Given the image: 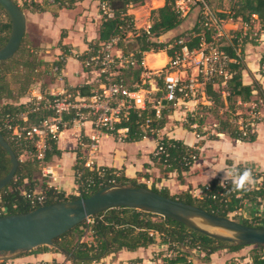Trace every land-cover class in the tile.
I'll return each instance as SVG.
<instances>
[{
	"label": "trees",
	"instance_id": "trees-1",
	"mask_svg": "<svg viewBox=\"0 0 264 264\" xmlns=\"http://www.w3.org/2000/svg\"><path fill=\"white\" fill-rule=\"evenodd\" d=\"M13 1L23 11L41 12L49 8L51 4H55L58 7H68L75 0ZM100 1L98 0V2ZM109 2L114 16L106 18L101 15L97 38L87 42L88 51L78 55L81 61L94 54L104 41L116 34L120 36L117 47L122 53L133 51L135 56L139 58L140 51H149L151 46L162 49L168 42H157L156 38L161 35L165 37L167 33L178 27L183 21V17L180 16L174 7L173 0H164L161 6L152 8L149 11L150 26L149 34H147L143 28L136 29L133 26L134 17L128 13L130 7L143 4L144 0H109ZM229 4L228 10L216 13L219 19L240 20L248 29L255 22H258L260 30H264V0H229ZM0 16L4 17H0L1 47L8 38L10 23L1 7ZM201 17L202 15L199 14L193 26L177 36V38H186L185 43L189 48L198 46L200 35L203 33L206 39H209L210 30L204 29ZM127 32H131V38L137 41L139 45L138 49L128 48L129 43L125 41ZM231 33H233V36L230 42L225 45L220 44L219 46L220 49L224 50L232 58V61L228 63L230 76L225 80L223 86H221V79H214L207 83L205 94L210 103L198 104V108L210 113H217L219 109L225 108L222 112L225 117L218 118L215 124L216 133H224L235 140L252 142L256 138V133L251 130L249 125L241 130L234 120L240 116L237 112V101L242 103L249 102L253 94L257 95L255 101L256 108L259 109L260 105L264 107V90L260 83L253 80L250 84H245L242 80V72L245 69L243 61L245 48L248 45H256L257 42L249 39V31L243 34L241 30H233ZM24 40L23 36L19 48L12 57L0 60V132L11 146L19 161L14 177L6 187L0 190V215L26 212L39 206L37 203H31L29 198L31 192L28 190V187L33 184L32 177L39 171L37 160L35 157L21 160V155L24 151H33V147L25 141L13 138L10 130L4 126L5 116L12 117V122H15V115L19 111L30 108L29 105L20 101L21 98L27 96L29 85L35 79H38L39 76L41 77L42 74L49 73L48 63L39 59L34 50L26 46ZM65 47V45L62 47L64 48V55L68 54ZM236 49H239L238 52H236ZM173 50V47L166 49L165 53L168 58L172 57ZM54 63L58 64V67L62 66L60 60H56ZM258 64L260 72H263L264 47L261 50ZM140 71L141 67L139 66L121 67L118 69L115 81H121L125 85H130L139 80ZM10 75L13 82L17 85L16 89L10 86V82L7 79ZM155 80L157 88L151 94L157 97L165 95L166 88L163 79L156 78ZM95 86H97L95 82L84 83L79 93H76V87L68 88L67 92L87 97L91 93V88ZM222 91H224V95ZM179 95L180 93H177V96ZM171 104V100H166V103H163L159 117H155L153 110L149 108L136 109L130 107L123 109L119 122L115 126L117 128H128L122 137V140L126 142L138 141L147 136L156 138L157 143L162 146L164 152L160 155L151 156L153 164L158 167L162 177L175 173L176 178L182 180V174L189 170L190 165L197 159L198 151L185 144L181 139L159 135V130L164 127L168 116L173 112ZM194 112L187 111L183 126L187 130H192L197 135L203 136L205 132L200 131L201 129L198 127V129L195 128L194 130L192 124L195 123L196 126H199L203 123L204 117ZM51 114L50 110L39 108L28 114V121L38 123ZM241 116L246 117V114ZM147 120L149 121L146 123ZM150 129L153 130L150 131ZM215 137V133H210L206 138L214 139ZM75 150L76 160L74 169L81 167L79 160L81 151L80 149ZM193 153L196 155L194 159L190 157ZM53 154H59L55 140L50 142V148L45 154V161H48ZM235 166H239L241 170L244 168L251 169L254 180L258 182V179H260L259 183L250 186L246 191L237 192L233 191V186L229 180L226 179L224 183H220L217 178H213L206 185L201 186L199 196L193 195L189 190L170 194L167 187H156L153 183L147 186L144 182L137 181L136 178L126 177L122 172L114 168L98 166V171L84 169L83 182L76 187L78 191L77 195L72 193L66 194L63 191L55 189L53 186H48L44 182L40 185L39 194L43 195V204H51L86 197L106 185L122 183L134 187H149L163 196L198 206L218 216L229 217V213L231 212H237L239 209L243 211L246 202L257 205L264 200V171H256L240 163ZM9 167V157L0 147V178L8 171ZM24 180H27L26 184H24ZM23 188L24 192H22ZM232 219L237 221L235 215ZM262 222H264V216L261 217L259 213L251 217H243L240 220V223L257 227H264ZM73 233H77L76 240L72 239L71 235ZM86 234H88V240L81 239ZM157 240L159 244L166 245V250L172 252V255L163 258V264H191L193 250L202 252V259L208 262L209 255L219 249L237 251L244 247L228 241L215 239L170 218L130 207L118 206L100 211L64 234L56 237L54 242L63 251H59L53 247L39 246L22 254H36L51 248L52 250L64 253L70 260V264H90L99 262L105 256L121 249L134 251L139 247H148L155 244ZM252 246L253 253L250 255L251 261L248 264H264V252L261 251L264 245ZM138 262H140L139 258L130 259V263L132 264H137ZM0 264H4V261H0ZM225 264L234 263L230 260L226 261Z\"/></svg>",
	"mask_w": 264,
	"mask_h": 264
},
{
	"label": "crops",
	"instance_id": "crops-1",
	"mask_svg": "<svg viewBox=\"0 0 264 264\" xmlns=\"http://www.w3.org/2000/svg\"><path fill=\"white\" fill-rule=\"evenodd\" d=\"M133 7L128 9V13L132 15L135 14L134 11L137 9ZM24 12H26V29L24 33L26 46L34 50L38 58L46 61L49 66V73H46L47 77L44 79V83H41L40 79L36 80V84H41L40 91L55 93L76 87V93H79L84 83H96V72L91 68L85 67L84 60L81 61L78 55L86 53L88 51L87 42L97 38V30L102 17L98 0H75L68 7H58L55 4H51L49 8L41 12ZM148 24L149 21H146L145 25L139 26L135 22L136 28H143ZM64 45L68 51V54L65 55L63 54L64 48H62ZM115 52L119 54L120 49H116ZM150 53L152 52H148L145 55V63L148 67L153 63L147 61V56ZM246 54L244 53L243 57H249V54ZM56 60L62 62L61 67L54 63ZM55 67H57V70H54ZM256 70H252V78L258 81L264 90V72ZM179 73V77L181 74L187 75L185 71H180ZM173 75L176 76L177 74L174 72ZM242 80L245 84L251 83V80L245 81L243 72ZM29 94L21 98L20 101H26ZM240 103L242 102L237 101V104ZM180 104L186 106L187 110H192L189 105L192 103L179 102L172 112L175 120L181 118H179L181 113L178 107ZM255 130L256 138L252 142L235 140L224 133H216V138L208 139L185 128L165 131V135L168 137L181 139L185 144L198 151L197 159L190 165L189 170L182 174V180H178L175 173H170L166 177L160 175L158 167L151 160L157 144L156 138L151 136L143 137L138 141L126 142L122 138L109 133H101L92 160L98 166L114 168L122 172L126 177L136 178L139 182H144L145 184L150 182V185L153 183L156 187H167L171 193L185 190H194L195 193H200L201 186L206 185L213 178H217L220 183H224L226 180L222 181L224 173L239 163L264 171V124H257ZM162 134L164 135L163 131ZM91 135L92 129L89 123H85L80 128L73 126L64 128L56 141L59 154H53L46 161L53 169L56 175L55 179L42 177L39 169L32 177L33 184L28 187V190L32 193H39L40 185L44 182L48 186H53L66 194L72 193L76 188L73 175L76 160L75 149L81 150L82 144L89 141ZM24 159H26V156H21V160ZM26 183L27 180H24V184ZM24 191L23 188L22 192ZM196 194L198 195V193ZM157 244L139 247L134 251L121 249L105 256L99 262L90 264H129L130 259L133 258L140 259L137 264L160 263L161 259L155 260L154 257H151L150 260V258L147 259L146 254L155 248L158 250L163 248L162 244L159 246ZM53 251L21 254L12 260L10 259L5 264H38L52 260L62 262V254L58 251ZM238 254L237 251L219 249L211 253L208 262H205L202 259L203 253L193 250L191 264H225L226 261L238 259ZM247 260L246 258V262H248ZM64 264H70V261L66 259Z\"/></svg>",
	"mask_w": 264,
	"mask_h": 264
},
{
	"label": "built area",
	"instance_id": "built-area-1",
	"mask_svg": "<svg viewBox=\"0 0 264 264\" xmlns=\"http://www.w3.org/2000/svg\"><path fill=\"white\" fill-rule=\"evenodd\" d=\"M173 3L180 16L187 12L190 5L200 4L203 9L202 25L205 30H210L209 39H206L204 33L201 34L198 46L193 48H189L185 43L186 38L178 37L173 41V55L166 63L167 69L173 70L179 66L191 68L195 74L191 75L187 82L167 80L165 79L167 72L162 68L148 67L145 63V55L148 51H140L139 58L133 51L122 53L120 50V53L116 54L117 43L120 41V36L116 34L104 41L94 54L84 59L85 67L96 72L97 86L91 89L89 96L72 94L64 90L45 93L40 89H35L31 90L26 101H23L30 108L19 111L15 115V122H12V117L5 116L4 126L10 130L11 136L25 141L33 147V151L25 150L23 154L26 158L35 157L42 177L55 179L56 175L53 169L45 161V154L50 148V142L57 141L64 128L68 126L80 128L85 123H89L92 129L90 140L82 144L83 147L80 150L81 167L74 169L73 175L77 187L83 182L84 169L99 170L98 165L92 160V156L97 149L101 133L106 132L122 138L127 132V127L117 128L115 126L119 122L123 109L149 108L153 110L155 117H159L164 99L171 100L172 106H177L179 102H191L193 105L209 104L205 94L206 84L214 79H221V83L224 85L225 80L230 76L228 63L232 61V58L218 45L222 31L216 23L217 21L210 22L213 15L208 10L207 4L204 0H173ZM98 6L101 15L106 18L114 16L109 0H101L98 2ZM133 26L135 27V25ZM149 26L150 24L143 27L147 34H149ZM126 35H131V32H127ZM124 66L141 67L139 80L130 85L115 81L118 69ZM54 70H57V67ZM156 78H161L164 81L166 93L163 96L157 97L150 94L157 88ZM177 93L180 95L177 96ZM197 94L200 96V101H198ZM222 94L224 95V91ZM39 108L50 110L52 114L38 123L28 121V114ZM250 108L246 117H242L241 113H238L240 116L234 120L241 130L247 125L251 127L253 122L260 118L256 105L251 104ZM64 116H67L68 119L65 120ZM152 130L150 129V131ZM163 152L164 149L157 143L153 155H160ZM190 157L194 159L196 155L193 153ZM39 193L31 192L29 196L31 203L43 204V195ZM38 264L59 263L47 261Z\"/></svg>",
	"mask_w": 264,
	"mask_h": 264
},
{
	"label": "water",
	"instance_id": "water-1",
	"mask_svg": "<svg viewBox=\"0 0 264 264\" xmlns=\"http://www.w3.org/2000/svg\"><path fill=\"white\" fill-rule=\"evenodd\" d=\"M10 23L6 42L0 47V60L19 48L26 29L25 12L13 0H0ZM166 103V100H162ZM64 119H68L64 116ZM0 147L9 157L10 167L0 178V190L16 172L19 161L0 132ZM130 207L181 222L185 226L235 245H264V227L250 226L229 217L218 216L178 199L163 196L149 187L122 183L106 185L86 197L42 204L30 211L0 215V261L15 258L39 246L63 251L54 239L88 217L112 208Z\"/></svg>",
	"mask_w": 264,
	"mask_h": 264
},
{
	"label": "rangeland",
	"instance_id": "rangeland-1",
	"mask_svg": "<svg viewBox=\"0 0 264 264\" xmlns=\"http://www.w3.org/2000/svg\"><path fill=\"white\" fill-rule=\"evenodd\" d=\"M204 1L207 4L208 10L213 15L212 16L213 19L210 22L213 23L214 21H217L216 23L221 28L222 34H221V36H219V41H218V45L219 46H220V44L221 45H225V44L230 42V40L232 39L231 37L233 36V33H231V31H233V30H241L243 34L246 31H249V39H252L253 42L254 41L257 42L256 45H248L245 48V52L244 53L246 54V51H247V54H249V57H244L243 58L244 59L243 60L244 61V65H245V69L243 70V73L245 75V81L246 80H251V82H252V80H253V78H252V70L253 69H257L256 71H259V64H258V59L259 58L258 57L260 56L261 50L264 47V35H263L264 34V30H260V28H259L260 24L258 22H255L253 24V26L248 29V27H246L240 20H232V19H223L222 20V19H219L218 16L216 15V13L218 11L228 10L229 5H230L229 4V0H204ZM163 2H164V0H163ZM162 4H163L162 0H144V2L142 4L143 5L142 7H141V4L134 5L133 8H137L136 11H134L135 14L133 15L134 17H136V18H134V21L137 22V24L139 26L145 25L146 21H149V24H150L149 11L152 8H156V7L161 6ZM199 14L200 15L203 14L202 6L200 4L190 5L189 9L187 10V12L184 15H182L183 16V21L181 22V24L178 27H176L175 29H173L172 31L167 33L165 35V37L161 35L158 38H156L157 42H161V43L168 42V43H166V45L162 49H159L157 47L151 46L150 50L148 51V52H152V53H150L147 56V61L153 62V63L150 64V67H153V66H156V65H160V66H156L155 68H162L163 71L167 72L166 76H165V79H167V80L172 79V80H178V81H183V82L186 81L187 82L189 80V78H191V75L195 74V71L194 70L192 71L191 68H188L187 66L186 67L179 66V67H176L173 70L167 69L166 63L169 60V58L168 57L166 58L165 51H166V49H169V48L173 47V41L177 38V36L179 34L184 32L185 30L190 29L193 26V24L197 21V19H198L197 17L199 16ZM0 17L4 18L3 16H0ZM135 22H134V25H135ZM257 35H259V36H257ZM125 41H128V43H129L128 48L129 49H138L139 45H138V43H137V41L135 39L131 38V35H128L127 38L125 39ZM238 50L239 49H236L237 52H238ZM156 52H158V53L156 54ZM41 71H42V68H41ZM180 71H185L187 73V75L185 76L184 74H181V76L179 77L178 74H180L179 73ZM174 72L177 74L176 76L173 75ZM46 77H47V75L45 73V74L42 75V77L39 76L38 79L41 80L40 81L41 83H44V79H46ZM7 79L10 82V86L13 89H16L17 85L13 82L12 76L11 75L8 76ZM38 79H35L33 81V83H31V85H29V89L27 91L28 93H30L31 90L40 89V85L41 84H36L37 83L36 80H38ZM221 86H223V85H221ZM197 92L199 93V91H197ZM150 94H151V92H150ZM197 96H198V101H200L199 94H197ZM256 99H257V95L253 94L251 96L249 102H246L244 105H243V103L238 104L237 111H240L238 113H241V115L248 114L250 109H251L250 105L251 104H255L256 105V103H255ZM258 104H260V102H258ZM189 105L192 107L191 108L192 110H187V107L183 106L182 104H180L178 106L179 107V112L181 113L180 116H179V118L180 117L181 118L179 120H175L174 119L173 113L168 116L167 123L164 125V127L161 130H159V135L160 136L163 135L162 131L164 132V135H165V131H170V130H173L175 128L176 129L185 128L183 126V123L185 121V117H186L187 111L188 112L195 111L194 113H196L197 115H202L204 117L203 123L200 124L199 126H196L195 123L192 124V128L194 130H195V128L196 129H198V128L201 129L200 131L205 132V134L203 135L205 138L210 133H215L216 134L215 124H216L218 118H224L225 117V115L222 113L223 110H225V108L219 109V111L217 113H210V112H207L205 110H199L198 105H193V104H189ZM171 107L174 108L175 106H171ZM258 111L260 113V118L256 119V121L253 122V125L251 126V130H253L254 132L256 131L255 129L257 127V124H260V123L264 124V107L262 105H260ZM189 131H192V130H189ZM192 132H194V131H192ZM103 133H106V132H103ZM22 157H24V155H22ZM252 169H254L256 171H259L257 168H252ZM259 180L260 179H258V182H257V180H255L254 185L259 183ZM146 185L150 186V182H148V183L146 182ZM178 192H181V191H178ZM178 192H174V193L170 192V194H175V193H178ZM190 192L193 195H195V196H199L200 195L199 192H196V193H198V195H197L194 192V190H192ZM72 194L77 195L78 191L75 189V190L72 191ZM257 213H259L261 217L264 216V200L260 204H257V205L253 204V203L250 204V203L246 202L245 205H244L243 211L239 209L237 212H233V213L231 212V213H229V218L232 219V217H234V215H235V219H237V221L240 222V220L243 217H251V216H253V215L257 214ZM262 223H263V226H264V222H262ZM87 235L88 234L84 235L83 238H81V239L88 240ZM71 236H72V239L76 240L77 233H73V235H71ZM157 243H158V240H157V242L155 244H157ZM157 245L159 246L160 244L158 243ZM162 245H163V248H159V250L157 248H155L154 250H151L150 252H147V253L145 252L147 254V259L150 258V260H151V257H154V259L156 260V259L159 258V259H161V262L160 263H156V264H163V258L165 256L167 257V256L172 255V252L169 251V250H166V245L165 244H162ZM46 251L54 252L51 248H48V250H46ZM261 251H264V247L261 248ZM237 252L239 253L237 255L238 259H236V260L232 259L231 261L234 264H248L251 261L250 255H252V253H253V246L252 245L244 246V247L240 248L239 250H237ZM59 253H61V252H59ZM61 254H62V262H56V261H53V260L52 261L55 262V263H59V264H64V261L66 259L68 261H70L68 259V257L64 253H61ZM246 258L248 259L247 260L248 262H246ZM9 260L10 259L3 260L4 264L7 261H9Z\"/></svg>",
	"mask_w": 264,
	"mask_h": 264
},
{
	"label": "clouds",
	"instance_id": "clouds-1",
	"mask_svg": "<svg viewBox=\"0 0 264 264\" xmlns=\"http://www.w3.org/2000/svg\"><path fill=\"white\" fill-rule=\"evenodd\" d=\"M224 179L229 180L233 186V191L237 192L246 191L255 183L251 169L244 168L241 170L239 166L229 168L228 171L224 173L222 181Z\"/></svg>",
	"mask_w": 264,
	"mask_h": 264
}]
</instances>
